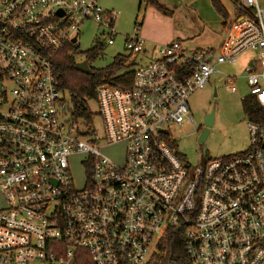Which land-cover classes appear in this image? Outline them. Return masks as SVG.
<instances>
[{
    "label": "built area",
    "instance_id": "built-area-1",
    "mask_svg": "<svg viewBox=\"0 0 264 264\" xmlns=\"http://www.w3.org/2000/svg\"><path fill=\"white\" fill-rule=\"evenodd\" d=\"M100 1L0 0V264H146L181 223L192 264H264V124L249 120L247 151L194 170L174 137L193 123L190 95L248 50L258 59L245 69L242 100L253 96L264 113V7L233 0L236 15L219 49L176 39L150 62L133 63L130 87L100 85L101 138L64 118L53 68L60 50L78 52L88 21L115 43L118 12ZM125 47L131 64L146 40L128 35ZM235 80H224L231 91ZM116 144L122 159L102 151ZM77 156L81 188L71 169Z\"/></svg>",
    "mask_w": 264,
    "mask_h": 264
},
{
    "label": "rangeland",
    "instance_id": "rangeland-1",
    "mask_svg": "<svg viewBox=\"0 0 264 264\" xmlns=\"http://www.w3.org/2000/svg\"><path fill=\"white\" fill-rule=\"evenodd\" d=\"M164 8L161 12L148 0H101L100 4L105 9H113L118 12L115 27L118 32L115 43L108 45L103 35L104 28L92 21L86 22L81 28L78 39L80 44L78 52L75 53L77 61L85 59L86 52L99 44L104 46L98 58L90 62L95 68H103L110 65L116 55H128L125 47V40L128 35L141 34L146 31L150 36L179 35L184 45L206 47L203 43L213 42L214 29L219 18L222 19L218 4L229 10L230 17L236 14V5L233 0H157ZM264 7V0H259ZM167 9V10H166ZM144 21L140 23V19ZM222 27V24H220ZM139 27L137 32L136 28ZM177 37V36H176ZM198 44V45H195ZM153 45V46H152ZM163 44H146V53L138 54L132 61L134 64H146L157 56L158 49ZM216 45L214 49H219ZM191 47V46H190ZM258 59V54L248 50L240 54L236 62L223 63L217 66L219 72L212 75L210 81L201 89L194 91L189 97V107L193 123L186 122L182 129L174 131L176 139V149L183 159L192 169H196L203 160L207 158H218L235 155L245 152L250 148L249 118L244 108V96L249 94L246 71L250 61ZM235 77L236 91H231L224 80ZM65 102V115L67 121H71L72 100L70 93L63 92ZM88 108L93 114L90 125L82 119L77 121L81 130L95 129L99 137H103V119L99 113L97 100H89ZM214 110L215 122L210 128L209 135L204 142H199L201 126L204 122V114ZM123 144H116L105 147L102 151L105 154L117 159H122L124 155ZM82 157L71 159V169L74 176L75 185L78 188L84 186L86 173L81 163ZM1 202V193H0ZM155 245L152 250L156 251Z\"/></svg>",
    "mask_w": 264,
    "mask_h": 264
},
{
    "label": "trees",
    "instance_id": "trees-1",
    "mask_svg": "<svg viewBox=\"0 0 264 264\" xmlns=\"http://www.w3.org/2000/svg\"><path fill=\"white\" fill-rule=\"evenodd\" d=\"M157 9L164 11V7L157 0H148ZM221 14L226 19L229 13L225 7L218 4ZM102 44L86 52L88 62L95 61L103 50ZM128 56L118 54L114 61L103 68L91 67L92 73H82L76 69L77 58L75 54L68 53L66 49L60 50L54 57L53 68L58 79V87L68 91L72 100L71 121L77 123L79 119L90 124L93 114L88 108L89 100H96L97 88L105 82L121 87H130L134 74V64H125ZM244 111L249 120L264 124V113L256 105L253 96L243 100ZM186 225L168 228L150 260L146 264H192L186 250Z\"/></svg>",
    "mask_w": 264,
    "mask_h": 264
},
{
    "label": "crops",
    "instance_id": "crops-1",
    "mask_svg": "<svg viewBox=\"0 0 264 264\" xmlns=\"http://www.w3.org/2000/svg\"><path fill=\"white\" fill-rule=\"evenodd\" d=\"M161 12L170 13L169 11H161ZM228 13H229V17L227 19L225 17H222V19L219 18V20H217V22H215L216 28L214 29V36L212 37L213 42L203 43V45L206 47H199V46H192V45H189V47L186 45L185 46L188 48H191V49H197V48H214L216 45H219L218 48H220L222 46L223 42L225 41V39L227 38V36L230 32V28H231L232 17H230L229 10H228ZM143 21H144V17H142V22ZM220 24H222V27L220 26ZM140 36L146 40L147 45L156 44V43L157 44H166V43H169V42L176 40V39L182 41L184 44V41L181 40V37H179V35H174V34L159 37V36H150V34H148L146 31H142ZM195 45H198V44L195 43ZM146 51H147V49H146Z\"/></svg>",
    "mask_w": 264,
    "mask_h": 264
},
{
    "label": "water",
    "instance_id": "water-1",
    "mask_svg": "<svg viewBox=\"0 0 264 264\" xmlns=\"http://www.w3.org/2000/svg\"><path fill=\"white\" fill-rule=\"evenodd\" d=\"M76 69L82 73H86V74L92 73L91 67L88 63V60H86V59H84L80 62H77ZM214 118H215L214 110H212V112L204 118V122H203L204 128H203L201 135L199 137V142H204L206 140L207 136L209 135L210 128L213 126Z\"/></svg>",
    "mask_w": 264,
    "mask_h": 264
},
{
    "label": "flooded vegetation",
    "instance_id": "flooded-vegetation-1",
    "mask_svg": "<svg viewBox=\"0 0 264 264\" xmlns=\"http://www.w3.org/2000/svg\"><path fill=\"white\" fill-rule=\"evenodd\" d=\"M211 112H212V110H211V111H207V112H205V114H204V118H205L207 115H209ZM214 122H215V118H214L213 124H214ZM203 128H204V126L202 125L201 128H200V129H201V132H202Z\"/></svg>",
    "mask_w": 264,
    "mask_h": 264
}]
</instances>
